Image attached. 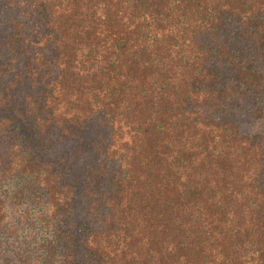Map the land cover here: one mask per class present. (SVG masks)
<instances>
[{"label":"trees","instance_id":"trees-1","mask_svg":"<svg viewBox=\"0 0 264 264\" xmlns=\"http://www.w3.org/2000/svg\"><path fill=\"white\" fill-rule=\"evenodd\" d=\"M1 137L24 264H264V0H0Z\"/></svg>","mask_w":264,"mask_h":264},{"label":"rangeland","instance_id":"rangeland-1","mask_svg":"<svg viewBox=\"0 0 264 264\" xmlns=\"http://www.w3.org/2000/svg\"><path fill=\"white\" fill-rule=\"evenodd\" d=\"M9 144L8 140L4 139V137L0 138V148H2L0 150L7 148ZM6 188L0 184V197L5 195ZM6 214L8 217L7 227L6 229L0 230V264H24V260H26L27 256H31V253L35 249L43 251V249H39L43 243L41 240H50V231L40 226H28L22 222L16 225L14 220L10 218L11 212L8 211ZM11 226L16 227L17 232L15 234L8 230ZM66 228L67 225L64 226V229ZM59 252L54 247L55 264H59Z\"/></svg>","mask_w":264,"mask_h":264}]
</instances>
